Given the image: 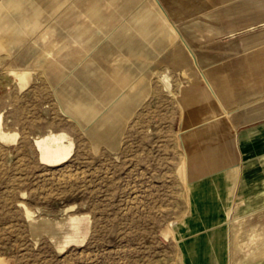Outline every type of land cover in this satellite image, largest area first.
<instances>
[{
    "label": "crops",
    "instance_id": "0c3cea01",
    "mask_svg": "<svg viewBox=\"0 0 264 264\" xmlns=\"http://www.w3.org/2000/svg\"><path fill=\"white\" fill-rule=\"evenodd\" d=\"M203 5L207 20L191 19L183 35L192 56L181 98L197 142L181 170L188 212L174 229L178 264H264V0ZM166 6L0 0V60L41 73L93 147L116 152L156 61L174 59Z\"/></svg>",
    "mask_w": 264,
    "mask_h": 264
},
{
    "label": "rangeland",
    "instance_id": "374dc122",
    "mask_svg": "<svg viewBox=\"0 0 264 264\" xmlns=\"http://www.w3.org/2000/svg\"><path fill=\"white\" fill-rule=\"evenodd\" d=\"M158 1L169 5L174 59L156 61L116 152L93 147L41 73L23 74L0 60V264L179 263L173 230L188 212L181 170L197 142L181 98L191 51L183 35L191 19L206 21L210 13L206 0ZM57 134L68 137L71 153L44 163L36 141Z\"/></svg>",
    "mask_w": 264,
    "mask_h": 264
},
{
    "label": "bare ground",
    "instance_id": "6f19581e",
    "mask_svg": "<svg viewBox=\"0 0 264 264\" xmlns=\"http://www.w3.org/2000/svg\"><path fill=\"white\" fill-rule=\"evenodd\" d=\"M11 75H15V72L10 71L9 72ZM23 74H28L30 73L29 71H22ZM24 86V85H23ZM208 105V104H207ZM212 106V105H211ZM212 108V107H211ZM212 112V111H211ZM214 114V113H213ZM212 114V115H213ZM208 116V115H207ZM214 116V115H213ZM210 117V116H209ZM211 118V117H210ZM209 118V119H210ZM204 119V118H203ZM1 121V120H0ZM210 123V121H209ZM205 124V123H204ZM205 129V128H204ZM50 136V135H49ZM68 137L65 134H57V135H52L50 137H46L43 140H39L36 141V146L39 150V154H40V160L44 163H48V164H54V163H58L61 162L62 160H64L70 153H71V144L70 145H64L63 141L67 140ZM69 142V141H67ZM70 143V142H69ZM69 158V157H68ZM28 214V213H26ZM78 218V217H77ZM69 219V218H68ZM67 219V220H68ZM66 220V219H65ZM30 221V220H29ZM73 222L74 219H69V222ZM42 222V221H40ZM46 222V221H45ZM55 222V221H54ZM62 222V221H61ZM70 222V223H71ZM39 223V222H38ZM44 223V221H43ZM50 223V222H49ZM67 223V222H66ZM42 224V223H41ZM53 224V223H52ZM37 225V224H36ZM36 225H34L36 227ZM58 225V224H57ZM173 225L175 224H171V229L173 230ZM32 226V225H31ZM38 226V225H37ZM46 228L49 227L48 224H46L45 226ZM51 227V226H50ZM56 227V226H55ZM34 228V227H32ZM31 228V229H32ZM57 228V227H56ZM74 229H76L77 227L74 226ZM43 230V228H42ZM52 230V229H50ZM70 231V230H68ZM174 231V230H173ZM61 233V232H60ZM56 234V233H55ZM63 234V233H62ZM66 234V233H64ZM58 237V236H57ZM54 240V239H53ZM79 242V241H78ZM60 243V242H59ZM81 243V241H80Z\"/></svg>",
    "mask_w": 264,
    "mask_h": 264
}]
</instances>
